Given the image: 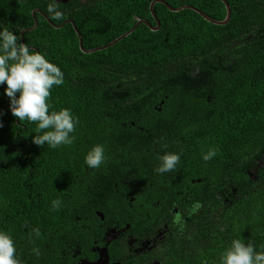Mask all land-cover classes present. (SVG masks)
I'll list each match as a JSON object with an SVG mask.
<instances>
[{
	"label": "trees",
	"instance_id": "obj_1",
	"mask_svg": "<svg viewBox=\"0 0 264 264\" xmlns=\"http://www.w3.org/2000/svg\"><path fill=\"white\" fill-rule=\"evenodd\" d=\"M152 1L69 0L58 3L63 18L52 20L46 11L51 0H0V25L20 35L35 26L32 13L40 9L56 25L73 20L84 48L92 50L130 31L138 19L156 26ZM165 1L174 8L193 6L218 21L227 16L221 0ZM227 1L231 19L223 26L206 21L193 9L172 12L158 3L154 10L161 22L159 31L140 24L114 46L89 54L81 51L72 24L56 29L36 13L37 28L25 32L22 40L61 67L65 83L53 88L50 102L57 110L71 108L80 123L73 145L37 146L33 143L36 124L11 114L6 85L0 87V228L10 231L17 245L23 241V246H17L23 261L34 255L29 244L31 220L37 223L33 228L40 230L38 238L32 237L40 249L35 260L43 264L47 259L46 213L51 211V201L63 195L70 170L75 169L69 165L81 162L80 155L84 164V154L92 145L100 143L108 149L112 131L122 124L138 123L141 116L144 123L157 127L186 115L195 121L185 110L166 112L195 106L212 108L210 127L192 140L191 154L184 159L189 165L191 161L202 165V152L213 147L218 151L211 160V172L206 169L199 175L202 167L192 166L189 170L196 171L203 185L237 189L238 198L234 204L220 198L225 209L212 219L213 236L203 234L197 240L199 246L190 245L189 239L182 242L173 261L219 264L233 239L252 241L257 251L264 250V167L257 169V180L248 174L264 160V0ZM162 102L165 113L157 109ZM227 124L235 127L226 128ZM226 132L233 133L231 138ZM92 137V144L86 145ZM225 171L232 173L225 175ZM18 198L26 202L25 217L11 222L6 218L8 211H22L21 207L11 209ZM70 209L61 204L55 214Z\"/></svg>",
	"mask_w": 264,
	"mask_h": 264
},
{
	"label": "flooded vegetation",
	"instance_id": "obj_2",
	"mask_svg": "<svg viewBox=\"0 0 264 264\" xmlns=\"http://www.w3.org/2000/svg\"><path fill=\"white\" fill-rule=\"evenodd\" d=\"M244 54L249 55L247 51ZM229 65L226 62L227 72ZM157 109L165 113L163 102ZM181 110L192 113L196 120L186 115L173 123L161 122L157 127V124L144 123L141 116L138 123L132 122L129 127L122 124L112 131L108 140L110 147L106 149L107 160L99 169L84 165L81 155V162L69 165L75 169L70 170L63 195L58 199L63 208L71 209L46 213L47 259L43 264H180L173 261V255L178 253L182 242L189 239L190 245L199 246L197 240L203 234L213 236L212 219L225 209L220 198L234 204L237 189H218L211 183L203 185L196 171L189 170L192 166L198 170L202 167L199 175L206 169L211 172V161L202 165L191 161L189 165L184 157L192 147V140L201 137V131L210 127L208 114L212 108H171L166 112ZM234 127L227 124L226 128ZM226 133L228 139L233 135ZM93 141L94 137L86 145ZM164 151L180 153L181 162L175 170L161 175L154 169L158 155ZM263 167L264 160L259 161L248 174L257 180V169ZM231 173L225 171V175ZM20 200L11 209L21 207L22 211H8L7 220L14 222L18 217H25L27 205ZM197 201L203 205L202 209L189 215ZM176 213L182 214V227L173 222ZM31 221L32 228L37 226ZM22 243L17 246L20 248ZM23 262L37 264L35 255Z\"/></svg>",
	"mask_w": 264,
	"mask_h": 264
},
{
	"label": "clouds",
	"instance_id": "obj_3",
	"mask_svg": "<svg viewBox=\"0 0 264 264\" xmlns=\"http://www.w3.org/2000/svg\"><path fill=\"white\" fill-rule=\"evenodd\" d=\"M50 19L60 20L64 13L58 8V0H51L46 9ZM22 36L15 34L5 25H0V87L9 98L11 114L19 121L36 124V135L33 143L51 149L71 146L76 140V131L80 123L79 117L71 108L55 109L50 102L54 87L65 83V73L61 67L50 60L47 55L31 46L30 42H22ZM0 123V127H2ZM216 148H209L201 153L203 161L208 162L217 156ZM106 146L94 144L84 154V165L90 169H99L105 163ZM158 165L154 171L164 174L176 169L181 162V154L175 151H164L158 155ZM62 201L53 199L51 211H58ZM203 205L197 201L189 210V215L197 214ZM173 222L183 226L182 214L176 213ZM40 236L39 228H31L29 244L31 252L39 256L40 249L35 246V239ZM0 264H24L18 254L17 243L10 231L0 228ZM219 264H264V250L257 251L256 245L249 241L233 239L219 257Z\"/></svg>",
	"mask_w": 264,
	"mask_h": 264
},
{
	"label": "water",
	"instance_id": "obj_4",
	"mask_svg": "<svg viewBox=\"0 0 264 264\" xmlns=\"http://www.w3.org/2000/svg\"><path fill=\"white\" fill-rule=\"evenodd\" d=\"M69 0H58V3H67ZM225 6H226V9H227V16L226 18L223 20V21H218V20H215L213 18H211L210 16H208L207 14L203 13L202 11H200L199 9L193 7V6H183V7H179V8H174L173 6H171L169 3H167L165 0H153L151 2V5H150V11H151V14L153 16V18L155 19L156 21V26L152 25L149 21L145 20V19H138L137 21V24L128 32H126L125 34H123L122 36H120L119 38H117L116 40H114L113 42L105 45V46H102V47H99V48H95V49H92V50H87L84 48V45H83V37L81 35V33L79 32L75 22L73 20H67L65 21L64 23H62L61 25H56L54 22H52V20H50L47 15L40 9H36L33 11V18L35 20V26L32 27V28H28V29H24L21 31V35L20 36H23L25 32H30V31H33L37 28L38 26V21L36 19V13H40L44 18L47 19V21L56 29H61L63 28L66 24H72V26L74 27V30L75 32L77 33L78 35V38H79V46H80V49L83 53H86V54H89V53H93V52H96V51H101V50H105L111 46H114L116 43L122 41L123 39H125L126 37H128L129 35H131L137 28L140 24H145L148 26V28L152 31H159L161 29V22L154 10V7L156 4L160 3V4H163L165 5L170 11L172 12H179L181 10H184V9H193L194 11L198 12L206 21L210 22V23H213L215 25H219V26H223V25H226L228 24V22L230 21L231 19V7H230V4L227 0H221ZM22 42H24V40H22Z\"/></svg>",
	"mask_w": 264,
	"mask_h": 264
},
{
	"label": "rangeland",
	"instance_id": "obj_5",
	"mask_svg": "<svg viewBox=\"0 0 264 264\" xmlns=\"http://www.w3.org/2000/svg\"><path fill=\"white\" fill-rule=\"evenodd\" d=\"M262 164V163H261Z\"/></svg>",
	"mask_w": 264,
	"mask_h": 264
}]
</instances>
